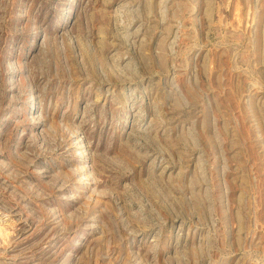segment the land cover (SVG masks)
<instances>
[{
	"label": "rangeland",
	"instance_id": "rangeland-1",
	"mask_svg": "<svg viewBox=\"0 0 264 264\" xmlns=\"http://www.w3.org/2000/svg\"><path fill=\"white\" fill-rule=\"evenodd\" d=\"M0 264H264V0H0Z\"/></svg>",
	"mask_w": 264,
	"mask_h": 264
}]
</instances>
